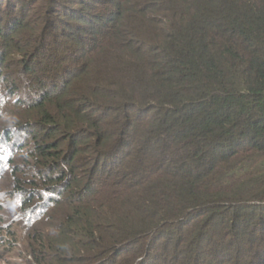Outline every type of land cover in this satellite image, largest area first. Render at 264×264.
Instances as JSON below:
<instances>
[{"label":"trees","instance_id":"1","mask_svg":"<svg viewBox=\"0 0 264 264\" xmlns=\"http://www.w3.org/2000/svg\"><path fill=\"white\" fill-rule=\"evenodd\" d=\"M1 116L35 264H264V0H0Z\"/></svg>","mask_w":264,"mask_h":264},{"label":"rangeland","instance_id":"2","mask_svg":"<svg viewBox=\"0 0 264 264\" xmlns=\"http://www.w3.org/2000/svg\"><path fill=\"white\" fill-rule=\"evenodd\" d=\"M124 29L127 30V27L124 26ZM18 55L19 54L15 57H18ZM11 120L12 119L8 117H0L1 123L6 127ZM12 140L15 141L16 139ZM8 143L9 145L4 144V139L2 141L0 138L1 148H12V151L17 150L15 146L11 147L12 142L8 141ZM32 147L33 146H27L22 148V146H19L18 154L12 159L14 161L9 163V166L0 173V264H35V262L32 261L33 257L26 250L28 234L26 235L25 233V227H22L25 226V223H27L30 218H28V216L25 218L19 211L17 189L14 185L15 175L28 180L35 178V174L37 175L38 173L37 168H35L34 163L30 161L31 158L29 157V152L32 150ZM15 172L17 174H14ZM32 174L33 177H31ZM40 209L42 210V208ZM16 226L17 229H15ZM8 229H11V231H7ZM8 232L14 233V236H11Z\"/></svg>","mask_w":264,"mask_h":264}]
</instances>
